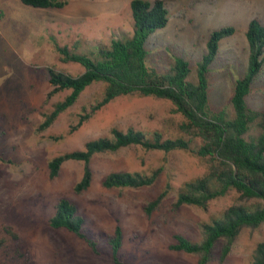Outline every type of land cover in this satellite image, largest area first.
<instances>
[{
  "label": "rangeland",
  "instance_id": "374dc122",
  "mask_svg": "<svg viewBox=\"0 0 264 264\" xmlns=\"http://www.w3.org/2000/svg\"><path fill=\"white\" fill-rule=\"evenodd\" d=\"M153 1V0H152ZM132 0H68L61 8H40L21 0H0V264H25L18 250L29 254L27 264H115L109 236L121 227L120 258L124 264H198L200 256L170 249L183 234L202 239L201 225L209 222L239 194L212 200L207 209L174 203L181 186L206 172V161L185 151L165 153L130 146L116 153L97 154L91 167V186L76 193L84 163L66 161L51 178L49 162L55 156L84 149L92 139L111 137L113 127H133L149 136L180 135L184 120L172 111L167 99L124 95L97 111L81 126V114L89 112L104 86L88 87L78 101L47 129L39 126L55 104L70 91L49 96L48 68L78 75L84 68L63 62L55 43L89 53L99 43L132 35ZM169 22L148 39L150 63L167 68L175 54L191 63L193 73L207 50L213 30L234 26L235 32L219 44L211 73L210 101L215 109H232L234 82L244 75L249 61L246 32L252 19L264 24V0H165ZM254 109H264V69L247 97ZM161 169L158 180L140 188H106L103 178L114 171L150 174ZM168 184V193L150 214L145 207ZM71 201L85 218V229L97 240L99 253L65 228H52L50 218L60 199ZM264 240V224L246 227L223 256L221 239L208 264H253L254 250Z\"/></svg>",
  "mask_w": 264,
  "mask_h": 264
},
{
  "label": "trees",
  "instance_id": "16d2710c",
  "mask_svg": "<svg viewBox=\"0 0 264 264\" xmlns=\"http://www.w3.org/2000/svg\"><path fill=\"white\" fill-rule=\"evenodd\" d=\"M21 2L33 7L61 8L68 0ZM131 9L134 22L132 35L113 38L109 44L99 43L89 53L55 43L61 61L78 63L84 71L73 75L48 68L52 87L49 96L64 90L70 93L45 115L39 129L50 127L78 101L88 87L102 83L104 89L101 98L91 105L89 112L81 114L75 128L117 97L137 94L170 100L172 111L184 118L178 128L180 135L164 137L163 133L155 131L149 136L133 127L126 131L113 127L111 137L89 140L84 149L68 151L51 159L50 177H56L68 160L83 162V175L74 187L76 193H81L92 184L94 172L91 162L97 154L116 153L130 146L165 153L185 151L204 159L206 172L181 186L174 206L193 205L207 209L212 200L231 192L239 194V199L211 221L202 223L200 241L178 233L174 236L177 241L170 245V249L197 254L200 256L198 264H208L221 239L225 240L223 256H226L244 228H257L264 224V109H254L247 101L264 69V24L255 18L248 26L249 61L244 75L234 82L230 99L232 109H215L210 101L211 73L220 41L232 35L235 27L224 26L210 33L206 53L198 61L194 73L190 61L178 54L173 56L167 68L159 69L150 63L148 39L167 26V4L165 0H132ZM160 174L161 169L150 174L114 171L103 178L102 184L106 188H140L153 185ZM169 186L145 207L147 213L150 214L161 204ZM49 223L52 228L69 230L84 239L95 253H99L97 240L85 229V218L68 199H60ZM109 237L113 261L124 264L120 258L123 240L121 227L117 226L115 234ZM18 256L25 257V264L28 263L29 254L18 250ZM253 264H264V240L256 245Z\"/></svg>",
  "mask_w": 264,
  "mask_h": 264
}]
</instances>
